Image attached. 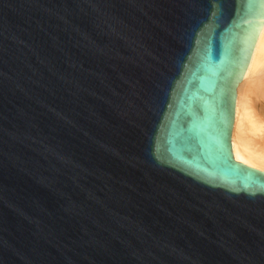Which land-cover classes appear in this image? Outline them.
<instances>
[{
	"label": "water",
	"instance_id": "95a60500",
	"mask_svg": "<svg viewBox=\"0 0 264 264\" xmlns=\"http://www.w3.org/2000/svg\"><path fill=\"white\" fill-rule=\"evenodd\" d=\"M264 0H0V264H264V172L232 154Z\"/></svg>",
	"mask_w": 264,
	"mask_h": 264
},
{
	"label": "bare ground",
	"instance_id": "6f19581e",
	"mask_svg": "<svg viewBox=\"0 0 264 264\" xmlns=\"http://www.w3.org/2000/svg\"><path fill=\"white\" fill-rule=\"evenodd\" d=\"M231 146L235 160L264 172V23L237 88Z\"/></svg>",
	"mask_w": 264,
	"mask_h": 264
}]
</instances>
